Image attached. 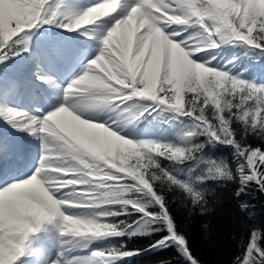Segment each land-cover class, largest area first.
I'll return each instance as SVG.
<instances>
[{"label":"snow or ice","instance_id":"obj_1","mask_svg":"<svg viewBox=\"0 0 264 264\" xmlns=\"http://www.w3.org/2000/svg\"><path fill=\"white\" fill-rule=\"evenodd\" d=\"M50 5L51 0H0V62L9 54H18L13 49L22 34L58 17ZM120 5L121 0H102L80 13L64 15L59 26L68 31L84 29L115 13ZM173 26L182 30L196 27L198 31L187 39L174 40L172 37L180 33L165 31ZM226 43H242L252 50L264 51V0H200L199 4L197 0H136L103 36L99 54L65 89L66 106L39 120L28 119L26 113L16 109H0V117L18 130L44 134L35 173L0 190V264H16L26 252L29 234L42 222L57 220L65 252H71L77 247L86 249L87 242L98 238L122 235L123 227L108 218L133 210L140 214V219L129 235L166 233L149 247L175 246L187 264H198L185 236L177 230L164 196L154 190V182L166 181L187 193L194 204L198 203L202 194L160 167L157 156L171 162L192 160L204 144L181 147L133 142L75 113L110 105L119 108L139 98L150 103L138 108L129 123L149 109L188 117L193 124L183 139L204 136L208 143L230 146L237 162L233 174L222 160L206 161V171L197 180L231 181L238 177L241 188L237 195L253 182L264 192V151L242 144L231 127L235 118L246 131L251 129L264 136V85L245 82L206 66L212 57L203 62L190 58L199 52L207 55L208 50ZM186 93H192L190 100L185 99ZM201 95L202 104H211L215 109V123L207 118L205 107L198 102ZM237 95L239 103L227 99ZM249 100L254 107H245ZM233 108L237 109L235 114ZM226 110L229 116L223 114ZM62 190H67L62 198H54L53 193ZM112 192L118 195H106ZM116 204L125 211H112L110 206ZM32 205H39L42 210L34 212ZM83 210H90V215ZM21 214L23 220L14 224ZM65 216L80 223L91 221L102 227V234L88 240L74 235ZM259 235L252 232L242 264H264V248L257 245ZM139 251L120 245L93 249L84 257L62 252L51 264H115L117 259ZM235 264H240V260Z\"/></svg>","mask_w":264,"mask_h":264},{"label":"trees","instance_id":"obj_2","mask_svg":"<svg viewBox=\"0 0 264 264\" xmlns=\"http://www.w3.org/2000/svg\"><path fill=\"white\" fill-rule=\"evenodd\" d=\"M22 46H24L23 42L16 45L13 51L21 52ZM219 53L223 58L221 61L226 62V66L231 68L232 74L228 73L230 76L258 86L264 85V51L252 50L242 43L236 45L226 43L220 47ZM13 57L9 54L6 61ZM1 67L0 64V73ZM191 97L192 93L185 94L186 100H190ZM227 99L233 100V103L240 102L239 95L234 99L231 96ZM202 100L201 95L198 102L205 107L207 118L215 123L213 116L215 109L211 104L203 105ZM248 106L254 107V102L247 101L245 107ZM138 108V103L128 105V110L133 114ZM236 112L237 109L233 108L232 113ZM223 114L229 116L227 110ZM149 120L147 128L158 131L159 136L163 138L159 143L181 147L204 144L203 149L192 160L171 162L157 156L160 167L202 194V199L198 203L194 204L187 193L166 181L154 182V190L164 196L177 230L185 236L190 252L197 259L198 264H235L238 259L241 263L247 244L251 242L253 231L260 233L257 245L264 248V192L258 190L253 182L240 195H237L241 188L238 177L231 181L208 179L201 182L197 180V177L202 176L206 171V161L209 160L224 161L235 174L237 162L233 156V148L219 143H208L204 136L183 139L192 128L193 122L188 117L174 112L158 109V112L152 113ZM231 127L236 133L235 138L242 144L264 151V136L258 132L253 133L251 129L246 131L244 125L235 118L232 119ZM134 162V160L130 161V163ZM128 182L131 181L128 180ZM241 204L246 207L241 208ZM110 208L112 211H125V208L119 204L112 205ZM139 219L140 214L135 210L109 217V222L123 227L122 235L105 237L100 241L99 249L124 245L127 250H140L138 254L117 259L115 264H187L175 246L149 247L166 233L129 235L128 233L136 230Z\"/></svg>","mask_w":264,"mask_h":264},{"label":"rangeland","instance_id":"obj_3","mask_svg":"<svg viewBox=\"0 0 264 264\" xmlns=\"http://www.w3.org/2000/svg\"><path fill=\"white\" fill-rule=\"evenodd\" d=\"M136 0H133V2ZM99 2H102V0H51V8L56 10L58 12V17L53 20L51 23L47 24H41L38 27H35L31 30H28L22 36L20 37V43L23 42L24 46H22V53L19 56H15L12 59H8L7 63H2V71L0 73V109L3 108H12L16 110H20L18 108L17 102L22 101L23 98V90L21 89V84L26 83L28 80L27 75L23 73V71H26V69L31 68L30 63L37 62L39 60V57L41 55H48L51 51L48 50L49 46H54V44L57 42L58 45L63 48L64 52V58L66 60L73 59L74 56L81 53L78 56V60H75L74 64L70 66L71 70L69 72V75L67 77L64 76V78H59V76H56L62 83L66 82L65 84L62 83L64 86H69L71 81L76 79L78 76L82 75V73L74 74L75 67L84 65L87 62H90L95 56H97L100 52L97 50V47L95 45L101 44L102 38L104 35H106L107 31L114 26V23L116 20L122 18L125 16L128 12V10L131 8L130 3L133 4L132 0L123 1L125 3L121 4L116 14L112 16V19L109 20L107 17L103 18L101 21H104L106 26L103 29V33L100 36L99 43H93L92 41V28L96 25H98L101 21H99L95 25L88 26L84 29L78 30L73 36H67L68 38L64 39L62 36H59L57 34H52L51 29H57V30H66L63 27H60V23L63 22V17L66 14H74V13H80L87 9L88 7H91ZM200 0H197V4H199ZM127 4L128 8L125 7ZM173 6H175L173 4ZM109 20V21H107ZM46 31H44V30ZM175 30L176 32L180 33L178 37H172L174 40H181V39H187L188 37L195 34L198 29L196 27H187L186 29L182 30L178 26H173L172 28L166 29V32H171ZM68 31V30H67ZM105 32V33H104ZM22 45V44H21ZM223 44L220 45L222 47ZM220 47H217L215 49L208 50V54L206 55L204 52L194 53L192 58L194 62H203L208 60L210 57L211 63L206 65L215 68L216 70H223L227 73H230L231 68L229 66H226V62L221 61L223 58L220 57L219 49ZM62 51V50H61ZM95 51V52H94ZM58 52V51H57ZM60 52V51H59ZM57 54V53H56ZM200 57V59H197V57ZM63 57V56H62ZM6 61V59H5ZM70 62V61H68ZM64 62L62 63L63 67ZM30 65V66H29ZM28 67V68H27ZM11 72L10 73L8 72ZM30 72V71H29ZM55 73V72H54ZM21 75V77H20ZM18 76V78H17ZM19 81L20 85L14 86V81ZM29 81V80H28ZM27 81V82H28ZM30 82V81H29ZM24 83V86H25ZM23 86V88H24ZM39 91L36 86L32 87V92ZM51 94H54L51 92ZM38 97L37 93L33 94ZM58 100V99H57ZM139 98H134L131 101L126 102L125 104L120 105L119 108H115L113 106L108 107H101V108H93V109H87L83 112H79L78 115L81 116L83 119H87L91 122L95 123H101L107 127H109L110 130L116 131L118 135H120L122 138L130 139L133 142H140V141H151V142H162V137L158 136V132L149 129L146 130L143 128L141 130V127L145 125V120H143V116H140L138 120H135L131 123L128 121L131 119V116L133 113L128 110V105L131 103H137ZM42 101V99H41ZM62 100L56 101L54 106L49 107L50 109H56L60 106ZM41 104L40 101L36 100H29V105H34V108H39ZM150 103L148 101L139 100L138 105L139 108L144 105ZM32 107V106H31ZM34 108H32L34 110ZM151 112V109H149ZM158 112V109L154 111V113ZM36 112L33 111L32 114H35ZM6 131L5 133L1 130ZM10 129H6L4 127ZM8 130V131H7ZM21 135V141L24 142L25 139H27V135H24V131L18 130L16 127H13L10 123H8L3 117H0V144L6 145V146H12L13 142V134ZM145 134H149L145 137ZM40 135V136H39ZM38 135V149L42 150L43 141L41 137L44 135L43 133H39ZM16 148V147H15ZM19 163L22 162V160L18 161ZM35 169V166L32 167L31 170H29V173H32ZM20 179H23V177H20ZM67 190H65L66 192ZM85 213L90 215V210H83ZM58 227H57V220H53L52 222H42L36 231L29 234V238L26 241L27 243L34 240V238H45L49 240L48 242H52L55 237L63 239L59 234ZM44 237H43V235ZM41 240V243L44 244L43 241L47 240ZM104 238V237H103ZM103 238H98L94 241L87 242L88 247L86 249H81L79 247L73 249L70 252V256L72 257H84L88 255L89 252H91L93 249H99V243ZM39 241V240H38ZM35 242V241H33ZM31 262V261H30ZM16 264H25L23 263L22 257H20ZM241 264V263H240Z\"/></svg>","mask_w":264,"mask_h":264},{"label":"bare ground","instance_id":"obj_4","mask_svg":"<svg viewBox=\"0 0 264 264\" xmlns=\"http://www.w3.org/2000/svg\"><path fill=\"white\" fill-rule=\"evenodd\" d=\"M123 1L127 2L128 0H121V4L125 3ZM116 12L107 18L110 19L114 14H116ZM104 27L105 23L104 21H101L98 25L92 28L91 32L93 35V43L100 42L99 38L103 33ZM48 50L51 51L48 55H41L37 62L30 63L31 68L27 67L28 69L23 71V73L27 75V78L30 82L28 80V82H24L25 86L24 83L21 84V89H24L23 98L22 101L17 102V105L18 108H20L19 111L27 114L28 119H42L45 115L55 110L50 109L49 107L54 106L56 101L62 100L60 106H66L65 89H67L68 86H64L56 76H59L61 79L64 78V76L67 77L71 70L70 66L75 63V60H78V56L81 53L80 51L79 54L74 56L73 59L68 60V58L66 60V58H64L63 48H61L57 42L54 44V46H49ZM63 62L64 64L62 67ZM88 64L89 62H86L81 66L77 65L75 67L74 74L84 72ZM8 72L10 73V76H12L11 72ZM41 77L47 79H41ZM13 84L14 86L20 85L18 79L17 81H14ZM33 86H36L39 91L32 92ZM51 92L54 94H51ZM35 93H37L38 97L33 95ZM29 100L40 101V107L34 108L33 110L29 105ZM33 111L36 113L32 114ZM78 113L79 112L75 114ZM24 135H27L28 138L23 142L20 140L21 135L16 133L13 134V142L11 147L0 144V190L13 182L31 177L39 166V161L42 156V150L38 149L39 144L37 142L39 133L30 134L29 131L24 130ZM19 160H22V162L19 163ZM33 166H35V169L32 173H29V170L32 169ZM20 177H23V179H20ZM65 193V190H62L54 192L53 195L54 198L60 199ZM58 234L59 232L57 235ZM33 241L29 243L26 242V252L23 256H21L23 263L25 264H51V261L59 259L58 254L64 252L66 256L69 255V252H65V249L62 245V240L58 237H55L54 240L49 243L43 241L44 244L41 243L40 238H34Z\"/></svg>","mask_w":264,"mask_h":264},{"label":"clouds","instance_id":"obj_5","mask_svg":"<svg viewBox=\"0 0 264 264\" xmlns=\"http://www.w3.org/2000/svg\"><path fill=\"white\" fill-rule=\"evenodd\" d=\"M106 195L116 196L118 195V193L112 192ZM31 208H32V211L34 212H39L42 210L39 205H32ZM64 219L65 221L70 222L69 231L74 235L81 236L85 240L92 239V238H98L102 234V227L92 223L91 221L85 222V223L75 222V221H72L71 217H67V216H65ZM22 220H23V215L21 214L15 218L13 223L15 224L18 221H22Z\"/></svg>","mask_w":264,"mask_h":264}]
</instances>
